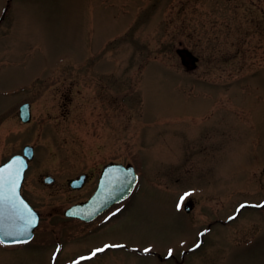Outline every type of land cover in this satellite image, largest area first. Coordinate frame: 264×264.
<instances>
[{"label": "rangeland", "instance_id": "1", "mask_svg": "<svg viewBox=\"0 0 264 264\" xmlns=\"http://www.w3.org/2000/svg\"><path fill=\"white\" fill-rule=\"evenodd\" d=\"M26 145L40 222L0 264H264V0H0V164ZM109 163L132 196L65 217Z\"/></svg>", "mask_w": 264, "mask_h": 264}, {"label": "water", "instance_id": "2", "mask_svg": "<svg viewBox=\"0 0 264 264\" xmlns=\"http://www.w3.org/2000/svg\"><path fill=\"white\" fill-rule=\"evenodd\" d=\"M176 54L180 58L181 64L187 71H192L197 67L198 58L194 56L188 49L179 48L176 50ZM18 116L21 122L28 123L31 119L30 106L25 103L19 107ZM19 157L23 161V167L20 170V179L18 180V199L19 211L27 213L28 209H31L34 214L35 220L32 226L29 228L27 234L15 233L7 234L11 231L10 228V216L11 208L5 201L0 205V241L5 245H12L18 243H24L29 241L33 236V231L38 225L39 214L31 207V205L21 195V185L24 179V172L27 169L28 161L33 158V148L31 146H25L21 155H14L8 161L1 164L3 167L7 164L16 161ZM19 164V161H16ZM53 178L46 176L44 178L45 183H51ZM137 182V176L131 166L126 167L122 164H108L106 165L100 175L98 186L92 196L84 203L75 204L64 211V216L78 218L83 221H91L103 211L108 209L114 203H118L127 198L132 192ZM84 183V175L77 179L70 181L69 186L73 189L81 188ZM20 200L23 204H20ZM26 205V207H25ZM188 212L189 207H185Z\"/></svg>", "mask_w": 264, "mask_h": 264}, {"label": "snow or ice", "instance_id": "3", "mask_svg": "<svg viewBox=\"0 0 264 264\" xmlns=\"http://www.w3.org/2000/svg\"><path fill=\"white\" fill-rule=\"evenodd\" d=\"M16 161H19V164H17ZM16 161L0 167V205H2L6 201L11 208V231L7 233L9 235L15 234L17 232L27 234L29 228L32 226L35 220L34 214L32 213L31 209H28L27 213H23L18 210L19 204H17V182L20 179V170L23 167V161L19 157L16 158ZM20 204H23L22 200H20ZM243 206L244 205H240L241 208ZM104 247H109V245H104ZM101 250L102 249H96L94 252L90 253L89 256H93L95 255V252H99ZM148 250L149 249H145V251ZM87 258L88 257H80V259Z\"/></svg>", "mask_w": 264, "mask_h": 264}, {"label": "flooded vegetation", "instance_id": "4", "mask_svg": "<svg viewBox=\"0 0 264 264\" xmlns=\"http://www.w3.org/2000/svg\"><path fill=\"white\" fill-rule=\"evenodd\" d=\"M87 178H88V176H87V174H86L85 181H86ZM123 202H124V201H123ZM121 203H122V202H121ZM119 204H120V203H119ZM115 205H118V204H115ZM115 205H113V206H115ZM113 206H112V207H113ZM110 208H111V207H110ZM110 208H109V209H110ZM109 209H107L105 212H107ZM105 212H104V213H105ZM104 213H102V214H104ZM102 214H101V215H102ZM101 215H99V216H101ZM99 216H98V217H99ZM98 217H97V218H98ZM97 218H96V219H97ZM69 219H73V220H76V221L84 222V221H81V220H79V219H75V218H69ZM96 219H95V220H96ZM93 221H94V220H93ZM91 222H92V221H91ZM84 223H85V222H84ZM87 223H90V222H87ZM34 234H35V232H34ZM20 245H21V246H24L23 244H19V245L4 246V247L7 248V249H11V248H14V247H16V246H20ZM25 245H26V244H25ZM104 245H109V247H104ZM112 245H113V244H111L110 241H105V242L102 244V251L105 252L106 250H107V251H109V250H113V249H114L115 247H117L118 245H123V244H116L114 247H112ZM116 249H117V248H115L113 251H116ZM117 250H119V249H117ZM95 253H96V252H95ZM152 254H155V252H152ZM95 255H96V254H95ZM95 255H93L92 257H94ZM89 259H91V258H89Z\"/></svg>", "mask_w": 264, "mask_h": 264}]
</instances>
